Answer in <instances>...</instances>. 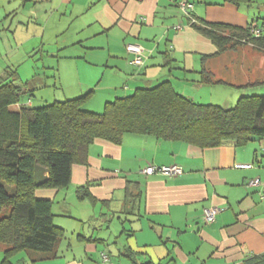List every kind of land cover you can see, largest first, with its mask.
<instances>
[{"label":"crops","instance_id":"0c3cea01","mask_svg":"<svg viewBox=\"0 0 264 264\" xmlns=\"http://www.w3.org/2000/svg\"><path fill=\"white\" fill-rule=\"evenodd\" d=\"M262 15L264 0H0V49H18L17 63H34L24 78L1 60L0 79L17 77L22 95L15 110L34 106L23 94L51 86L48 78L58 100L93 90L83 107L95 112L166 80L195 102L231 107L259 87L247 85L250 77L233 69L198 26L246 28ZM132 43L145 49L143 66L131 63ZM203 70L230 84L206 83ZM172 164L183 173H142L148 165ZM253 179L264 182V138L209 148L132 132L120 143L97 138L87 162L73 163L68 186L35 190L52 200L62 229L53 252L7 256L0 244V264H103V252L115 264H244L264 252V185H250ZM209 206L220 212L206 224Z\"/></svg>","mask_w":264,"mask_h":264},{"label":"trees","instance_id":"16d2710c","mask_svg":"<svg viewBox=\"0 0 264 264\" xmlns=\"http://www.w3.org/2000/svg\"><path fill=\"white\" fill-rule=\"evenodd\" d=\"M259 20L246 28L212 24L198 29L223 54L228 44L264 43V16ZM255 29H260L259 35ZM147 58L145 54L137 66ZM203 73L208 84H230L211 78L206 70ZM16 81L15 73L0 79V244L7 256L21 249L49 254L62 234L54 223L52 200L35 195L36 164L49 173L41 186L61 188L71 182L73 163L87 162L89 147L97 138L120 143L125 133L132 132L201 148L226 141L243 146L255 137L264 138V93L243 94L234 106L225 108L182 96L166 80L108 101L101 112L83 107L93 90L38 107L21 104L15 110L11 106L22 95ZM247 85L261 87L264 81ZM244 264H264V252L249 255Z\"/></svg>","mask_w":264,"mask_h":264},{"label":"rangeland","instance_id":"374dc122","mask_svg":"<svg viewBox=\"0 0 264 264\" xmlns=\"http://www.w3.org/2000/svg\"><path fill=\"white\" fill-rule=\"evenodd\" d=\"M259 9V7H257ZM261 10V9H260ZM261 14V13H260ZM264 15H262L263 17ZM13 46V45H12ZM1 50L0 56V66L2 65L1 60L7 63H14V65L19 67L20 72L24 76V78H29L32 76V68H34V63L33 62H26L19 64L17 63V58L16 54L18 49H12V47H4ZM72 53L76 52V50L72 49ZM223 54H226L230 57L231 59V67L234 69H238L241 72H244L247 74L250 78V81H264V43H258V44H252V43H245L243 45H240L239 47H235L234 45L228 44L224 49H223ZM48 59V58H47ZM51 60V59H50ZM46 67L49 64H45ZM36 66L41 67V64H37ZM47 71V70H46ZM48 74L49 69H48ZM78 77V76H77ZM48 82L50 83L51 86H43V87H38L35 89H32V91L27 92L23 94V98L26 99H31L35 103V107L46 105L49 103L54 102L55 100L58 99L54 95L57 93L56 89L52 86L54 79L48 78ZM24 82L26 80L24 79ZM22 84V83H21ZM26 86V83L24 84ZM75 87V86H74ZM27 88H29L27 86ZM68 88V87H67ZM66 88V89H67ZM257 93H264V85L257 88ZM234 102V101H233ZM237 100L232 103L236 104ZM225 107V106H223ZM230 107V106H229ZM228 108V107H225Z\"/></svg>","mask_w":264,"mask_h":264},{"label":"built area","instance_id":"2783aa9c","mask_svg":"<svg viewBox=\"0 0 264 264\" xmlns=\"http://www.w3.org/2000/svg\"><path fill=\"white\" fill-rule=\"evenodd\" d=\"M181 6L183 9H187L189 4L181 2ZM255 35L260 34V29L254 30ZM126 49L129 53H131L133 56L131 58V63L135 65H141L144 60L145 56V49L142 45L132 43L127 44ZM252 164H237V168H251ZM142 173L150 175V174H163L166 176H175L180 175L183 173V168L178 164H172V165H148L147 167H144L142 169ZM250 185H264V182H262L260 179H253L250 182ZM220 212V208L217 206H209L204 208L203 212V219L206 224H211L216 220L217 214ZM102 263L103 264H115L112 262L109 258V256L106 254V252H103L102 255Z\"/></svg>","mask_w":264,"mask_h":264},{"label":"water","instance_id":"95a60500","mask_svg":"<svg viewBox=\"0 0 264 264\" xmlns=\"http://www.w3.org/2000/svg\"><path fill=\"white\" fill-rule=\"evenodd\" d=\"M48 170L47 168L36 164L35 165V170H34V179H35V184L37 186H40L42 184H44L45 182H47L49 175L47 174Z\"/></svg>","mask_w":264,"mask_h":264}]
</instances>
